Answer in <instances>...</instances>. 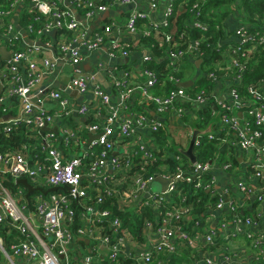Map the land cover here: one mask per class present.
Here are the masks:
<instances>
[{"label": "built area", "instance_id": "obj_1", "mask_svg": "<svg viewBox=\"0 0 264 264\" xmlns=\"http://www.w3.org/2000/svg\"><path fill=\"white\" fill-rule=\"evenodd\" d=\"M4 1L0 0V43L8 45L10 56L4 60L0 51V105L5 110L0 113V131L8 133L14 123L22 121L38 137L36 142H24L20 148L0 151V223L6 227L5 234H0V264H101L103 261L149 264L153 259L157 264H169V253L178 244L200 245L201 242L216 247L206 251L195 264H264V76L255 86L247 87L246 96L230 80L217 90L214 87V101L202 89L191 93L186 88L194 86V81L187 87L181 86L182 80L172 71L180 68L183 57L200 56L198 40L184 47L181 41H173L167 44L166 56L170 66L168 78L177 86L164 94L152 92L158 80L153 70L142 65V78L132 80L129 69L120 73L116 67H106L100 61L98 67L108 74L116 100L94 80L97 71L93 70L91 74L70 76L66 85L82 93L91 90L96 98L93 105L83 101L75 106L71 96L61 89L41 86L38 91L55 101L56 108L35 106L31 100L33 90L45 69L55 64L48 58L38 60L36 47L25 43L23 33L9 19L19 3L23 7L20 13L32 8L38 12L34 18L40 22L38 27L31 23L23 26L28 34L41 37L56 30L54 46L75 64L84 58L83 50L90 53L108 43L112 31L115 38L106 48L110 57L128 55L132 48L142 47L138 36L149 34L153 26L167 25L170 16L177 13V6L185 0H167L159 20L151 18L159 0H145L144 7L135 6L136 0H67L70 5L75 3L84 9L86 20L111 5L130 6L124 20L105 22L102 30L93 33L76 19L65 0H7V7ZM206 1L194 0L188 5L193 13L189 24L200 32L208 29V23L201 20V5ZM61 3L68 8H61ZM249 27L255 28L248 30ZM59 29L69 32L58 35ZM122 30L127 38L117 36ZM186 33L183 30L180 35ZM229 36L238 43L227 46L223 59L227 60V71L237 70L233 78L238 81L248 61L247 52L264 47V20L260 26L239 23L234 35ZM170 38L171 34L167 33L165 40L168 42ZM238 54L245 55V59L239 60ZM149 56L150 52L142 59ZM207 75L218 83L226 77L223 74L219 78L212 70ZM135 93L154 106L148 112L133 110L130 102ZM13 99L18 102L16 111L12 117L2 119L14 108ZM209 103L211 119L202 127L194 126L204 129L212 121L210 131L205 133L212 138L222 130L224 136H220V142L244 152L242 158L236 152L243 167H233L227 160L202 162L196 158L187 170L177 165L172 173L164 168L156 173L148 172L161 147L154 134L165 129L166 120L182 123L188 116L201 120L200 109ZM71 113L83 120L93 119L71 127L61 122L63 115ZM215 120L218 127L213 125ZM45 125L47 128L43 129ZM54 125L57 131L52 129ZM82 131L87 135L83 136ZM90 133L95 135L89 138ZM200 134L203 133L196 135L195 144ZM176 158L180 159L178 155ZM215 170L227 172V185L222 188L217 187ZM207 172L210 174L205 175ZM158 175L170 181L164 189L159 184L160 189L153 190L151 185ZM20 177L34 187L28 194L27 188L17 181ZM179 179L188 182L194 179L195 188L206 189L215 197L203 215L202 230L186 195L178 194V201L172 196L179 190L176 183ZM6 180L14 183V188ZM52 186L56 189H49ZM104 195L115 197L122 210L130 209L135 214L141 208H148L153 212L152 218L145 217L142 221L141 237L123 225L119 213L100 206ZM250 197L254 198L255 207L253 212L245 213L246 198ZM183 220L193 221L190 229L184 228V222L180 224ZM11 232L14 237L6 240ZM243 237L249 238L253 247L251 259L241 252L243 242L237 239Z\"/></svg>", "mask_w": 264, "mask_h": 264}, {"label": "trees", "instance_id": "obj_2", "mask_svg": "<svg viewBox=\"0 0 264 264\" xmlns=\"http://www.w3.org/2000/svg\"><path fill=\"white\" fill-rule=\"evenodd\" d=\"M194 0H185L179 4L178 11L176 14L170 16L167 25H157L153 26L150 29L149 34H143L138 36V42L142 45L143 48H146L150 52L148 58L143 59L142 65L145 68L153 70L157 76L158 80L152 87V92L155 94H164L170 89L177 86L176 82L170 81L168 78L170 72L169 58L166 56L167 44L173 41H181L182 47L186 46L188 42H193L198 40L196 47L202 52L198 58H201L200 71L196 78H194V86H189L186 90L191 93L198 92L199 90H204L205 93L209 96V99L214 101L212 98V91L217 83L216 80L210 78L207 73L209 71H214L217 76L225 75L226 77L220 83V85H225L227 80H230L231 84H234L239 89L240 93L243 95L248 94L247 87L255 86L256 83L261 80L264 76V47H257L253 51L247 52V62L244 71L240 74V79L236 81L233 76L237 74L235 68H231L227 71V60L223 59V52L227 49V46L234 45L238 43L237 40H234V37L230 39V33L234 35V30H229L225 25V18L234 12H238L243 20L251 24V26L256 25L260 26L264 20V0H207L201 5L202 15L201 20H204L208 23V29L205 31H199L195 29L194 26L189 24L190 18H192V12L189 10V6ZM3 4L7 7L8 2L5 0ZM78 12L83 13L84 9L80 5L72 4ZM61 8H66L67 6L64 3L60 4ZM68 8V7H67ZM205 12V13H204ZM38 12L35 9L21 11L19 15V23L22 26H25L28 23H31L34 28L38 27L40 22L37 21L35 16ZM218 25V27H216ZM255 27H249L248 30H252ZM185 30L187 33L182 36L180 33ZM69 32L68 30L59 29L57 34L59 35L62 32ZM170 33L171 38L167 42L165 40L166 34ZM57 35V36H58ZM42 39L48 38V35L42 34ZM230 39V40H227ZM237 58L239 60H244L245 55L238 54ZM189 60V56L183 57L180 62V66L183 61ZM172 74L183 80L181 67L178 70L172 71ZM220 78V77H219ZM197 83V85H196ZM113 92L115 88L113 87ZM136 102L133 104L130 102V106L133 110H142L148 112L150 107H153L152 102H147L140 98L136 97ZM142 100V101H141ZM14 108H10V114H14L16 111L18 102L16 99H13ZM212 109L211 103L207 106H204L200 109L203 118L196 121L195 125L202 127L206 122L211 119L210 111ZM5 112L3 107L0 105V113ZM93 119L88 117L86 120H83L78 115L71 113L68 116L63 115L61 117V122L68 124L71 127H76L83 125L85 122ZM215 127H218L219 123L215 120ZM82 130V129H81ZM219 130L216 132L217 137L209 138L207 133L199 135V142L194 145V153L198 161H207L214 160L218 163L224 161H231L233 167L242 168V164L239 161L236 155V149L232 146H229L227 142H220V136H224V133ZM167 130L161 129L154 134L156 142L160 147L156 151L155 161L147 168L148 172H159L164 168L166 172L172 173L176 170L177 165H180L182 168L187 170L190 168V160L182 154L176 147L181 144H175L174 140L167 139ZM36 135V137H34ZM82 135L85 136L87 133L82 131ZM38 134L33 132L27 127V125L18 121L12 125L11 130L8 133L0 131V151L5 149H17L20 148L24 142H36ZM62 145V143H61ZM176 155L180 159L176 158ZM248 170V167H246ZM207 172L205 175H209ZM194 180V179H193ZM193 180L186 181L183 179L177 180V192H173L172 196L175 201H178L177 195L184 194L186 195L187 202L192 204V212L197 214V218L200 221V230L204 225L203 218L207 212L208 203H212L215 199L214 196H211L210 192L206 189L195 188L193 186ZM6 182L12 187L13 184L10 181ZM14 188V187H12ZM91 201L94 203V199ZM255 203V202H254ZM101 207H108L112 209L114 213H119L123 220V225L126 226L136 237H141L142 234V221L145 217L152 218L153 212L147 209H140V213L136 212L135 214L130 209L122 210L118 207V202L115 197H110V195H104V201L100 204ZM80 209V207L78 208ZM245 213L248 212L247 209L243 210ZM183 220L180 222L184 224L185 229H190V226L193 224L192 220L185 222ZM6 227L0 223V234H5ZM14 237V233L11 232L7 235L6 240ZM242 240L241 252L251 259V254L253 252V247L251 246L250 239L243 237L242 239H237V241ZM216 246L210 245L205 242H201L200 245L192 244H178L174 251L169 253L168 263L169 264H195L196 260L200 259L206 251L215 249ZM128 261V260H127ZM253 263V260H251ZM101 264H109L105 261ZM149 264H157L156 260H152Z\"/></svg>", "mask_w": 264, "mask_h": 264}, {"label": "crops", "instance_id": "obj_3", "mask_svg": "<svg viewBox=\"0 0 264 264\" xmlns=\"http://www.w3.org/2000/svg\"><path fill=\"white\" fill-rule=\"evenodd\" d=\"M167 0H159V3L155 10L151 13V18L155 20H159L162 17L163 9L165 8V3ZM135 6L137 7H144L145 6V0H136ZM22 5L20 3L15 7L13 13L10 15L9 19L13 22L15 25V28H19L24 30L25 33L24 39L25 43L28 45H33L36 47L37 50V59L40 60L41 58H48L51 59L54 62L53 68H47L45 69V73L40 81L39 84L35 86V89L33 90L34 94L31 95V100L35 104V106H43L47 107V109H55L56 108V102L50 99L46 94L43 92H39L38 89L42 86H55L65 93L69 94L71 96V99L73 103L76 105L81 104V102L86 101L93 105L96 101V98L91 90L87 92H80L75 89H71L72 94L68 93L64 90L65 87H67V83L70 80V76L77 75V74H91L93 70L97 71V73H100L99 78L100 80H97V83H99L101 86H103L108 92L111 93L113 100H116L115 94L113 92V85L110 81V78L108 74L106 73L105 69H101L98 67V63L101 61L103 62V65L106 67L113 68L116 67V69L122 73L123 70L129 69L133 73L132 80H136L135 78L141 77L140 74L141 68H142V61L143 56L145 54L146 48L136 46L131 49V52L128 55L124 56H116V57H110L107 53V47L110 41H112L115 38V31H112L111 34H109L108 37V43L107 41L104 42L98 49H96L93 52L87 53L85 50H83V54H85L84 58L80 60L78 63H70L69 59H67L66 54H62L59 52L57 46H54V40L53 36L50 33H47L48 38L42 39L41 37L31 34L29 35L28 32L23 28L21 23H19V13L22 9ZM76 9V8H75ZM128 8L126 6H116L111 5V7L106 8L105 10L98 12L94 17H92L89 20H86L84 17L77 16L76 19L82 23L87 29L88 32H95L102 30V27L105 22H108L110 20L114 21H122L125 19L127 15ZM75 14H80L83 16L82 13L78 12L77 9L75 10ZM248 23L247 21L243 20L241 15L238 14V12H234L233 14L229 15L225 18V25L228 28V30H235L239 23ZM118 37L124 39L127 38L125 31L122 30ZM29 37L33 40V42H28L26 39ZM39 43H36V42ZM50 42L51 44H48ZM0 51L2 53V56L4 60H8L10 56V49L6 43H0ZM194 59L191 58V63L193 66H195L196 71L197 67L194 64ZM95 75V74H94ZM195 78V77H190ZM189 79V78H187ZM63 88H62V87ZM218 86H220V83L215 84V90H217ZM139 94L135 93L132 98L131 102H136V97ZM133 103V104H134ZM17 114V113H16ZM192 129H190L187 132V136L191 137ZM189 142V141H188ZM188 145V144H187ZM236 152L239 154V158L243 155L244 152L239 147H236ZM243 170V169H242ZM216 178H217V187L222 188L223 186L227 185V172L215 170L214 171ZM239 198H241L240 193H236ZM246 209L248 212H253V209L255 207L254 198L250 197L246 198ZM222 262V261H221ZM222 264H227V262H222ZM232 264V263H230Z\"/></svg>", "mask_w": 264, "mask_h": 264}, {"label": "water", "instance_id": "obj_4", "mask_svg": "<svg viewBox=\"0 0 264 264\" xmlns=\"http://www.w3.org/2000/svg\"><path fill=\"white\" fill-rule=\"evenodd\" d=\"M65 3H66V5H67V6H68V7L74 12V14H75V10H76V9H75L72 5H70L69 2H68L67 0H65ZM126 7L129 9L130 6H126ZM75 16H76V17H77V16H79V17H80V16L83 17V16L80 15V14H75ZM1 21H2V20L0 19V22H1ZM21 33H25L23 29H21ZM55 33H56V30H52L51 33H50V34L54 37L53 40H55ZM26 40H27L28 42H33V40L30 39L29 37H27ZM36 43H39V42L37 41ZM145 54H149L148 50H145ZM193 61H194V64L196 65V67H197V73H199V71H200L201 58H196V59H194ZM99 76H100V73H99V72H98V73H95V75H94V80H96V81H97V80H100L101 78H99ZM100 81H101V80H100ZM193 81H194V78L184 79V80H182V81L179 82V85L184 86V87H187V86L191 85V84L193 83ZM61 87H62V86H61ZM62 88H63V87H62ZM64 90H65L66 92L72 94V92H71L72 90H71L69 87H65ZM72 95H73V94H72ZM150 113H152V112L150 111ZM12 116H13L12 114L7 113V114H4V115L2 116V119H7V118H10V117H12ZM0 120H1V117H0ZM211 126H212V121L209 122L208 125H207L204 129H199V128H197L196 126H193V127H192L191 137H190V139H189L188 145H187L186 147H181V146L176 147V148L178 149V151H180L182 154H184V155L190 160V162H195V161H196V155H195V153H194V145H195V138H196V135L199 134V133H205V132H207V131H210ZM45 128H47V125L43 126V129H45ZM52 129H53L54 131H57V125H54V126L52 127ZM94 135H95V134L90 133V134H89V138H91V137L94 136ZM17 181L20 182V183H22V184L27 188V194H28L31 190L34 189V187H33V186L27 181V179L24 178V177H20V178H18ZM169 181H170V178H164V177H162V176H160V175H158L157 178H156V180H155V182H157V183H159V184H162L161 189H164ZM49 189L54 190V189H56V186H52V187H50ZM85 241L87 242L88 239L85 238Z\"/></svg>", "mask_w": 264, "mask_h": 264}, {"label": "rangeland", "instance_id": "obj_5", "mask_svg": "<svg viewBox=\"0 0 264 264\" xmlns=\"http://www.w3.org/2000/svg\"><path fill=\"white\" fill-rule=\"evenodd\" d=\"M180 67L183 80L190 77H197L198 73L196 68L189 60L183 61ZM195 123L196 121L192 116L184 118L182 123H178L174 119L169 120L168 118L165 122V129L168 132L166 138L169 140L173 139L175 144H181V146L186 147L189 141L187 132L195 125ZM151 187L153 190L160 189V185L157 182H153Z\"/></svg>", "mask_w": 264, "mask_h": 264}]
</instances>
